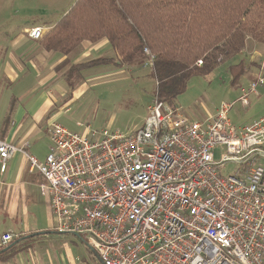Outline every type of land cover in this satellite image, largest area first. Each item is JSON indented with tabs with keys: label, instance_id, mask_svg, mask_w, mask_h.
<instances>
[{
	"label": "built area",
	"instance_id": "2783aa9c",
	"mask_svg": "<svg viewBox=\"0 0 264 264\" xmlns=\"http://www.w3.org/2000/svg\"><path fill=\"white\" fill-rule=\"evenodd\" d=\"M27 36L41 40L44 29ZM144 54L152 67L154 56ZM259 87L263 64L241 102ZM232 106L191 120L154 96L142 125L127 134L52 124L44 161L23 154L43 179L55 232L78 235L100 264H264V169L256 162L264 115L237 128ZM17 152L0 140L1 173ZM228 162L240 167L223 176ZM14 240L3 234L0 248Z\"/></svg>",
	"mask_w": 264,
	"mask_h": 264
},
{
	"label": "crops",
	"instance_id": "0c3cea01",
	"mask_svg": "<svg viewBox=\"0 0 264 264\" xmlns=\"http://www.w3.org/2000/svg\"><path fill=\"white\" fill-rule=\"evenodd\" d=\"M76 1L69 0L58 12L56 4L35 10L24 3L16 5L19 4L17 0H0V140L22 150L8 160L5 172H0V237L8 233L15 239H27L26 250L0 260V264H100L79 237L55 232L58 219L50 211L47 195L42 194L43 179L38 173L29 172L25 156L43 162L51 146L50 126L70 115V105L82 95L87 85L97 82L96 79L103 75H118L130 69L113 64L85 68L77 73L69 86L66 73L70 67L114 56L108 41L83 42L71 53L63 55L45 50L41 45L43 38L33 41L27 36V31L36 27L44 29L45 36ZM11 2L12 8L18 11H10ZM247 49L252 50L251 57L243 59L250 63L246 66L242 62L245 73L231 84L232 88H238L237 96L227 102L233 103L231 109L238 102L246 112L253 113L249 122L238 128L264 115V87L257 89V95H247L246 104L241 102L260 66L264 65V47L250 44ZM245 51L238 56L242 57ZM243 78H247L246 85L239 82ZM219 107L209 116L215 115ZM145 117L134 129L142 125ZM75 125L82 128L79 123ZM90 129L101 128L88 125L78 134Z\"/></svg>",
	"mask_w": 264,
	"mask_h": 264
},
{
	"label": "trees",
	"instance_id": "16d2710c",
	"mask_svg": "<svg viewBox=\"0 0 264 264\" xmlns=\"http://www.w3.org/2000/svg\"><path fill=\"white\" fill-rule=\"evenodd\" d=\"M101 39L114 56L70 67L69 86L85 68L142 64L146 49L154 56V96L172 105L193 76L209 74L250 43L264 47V0H77L41 45L67 55L83 42ZM229 70L231 84L245 73L241 62ZM26 240L17 238L10 248H0V260L26 250Z\"/></svg>",
	"mask_w": 264,
	"mask_h": 264
},
{
	"label": "rangeland",
	"instance_id": "374dc122",
	"mask_svg": "<svg viewBox=\"0 0 264 264\" xmlns=\"http://www.w3.org/2000/svg\"><path fill=\"white\" fill-rule=\"evenodd\" d=\"M17 1L19 4L16 5L24 3L27 7H32L35 10H40L45 5L53 7L56 4L58 12L63 10L69 2V0ZM12 4L11 2L10 11H18L17 8H12ZM22 11L23 9H21ZM251 53L252 50L246 47L242 57L237 55L207 75H196L190 78L185 91L177 96L172 106L180 109L191 120H203L209 117V114H213L220 104L233 101L237 96L238 88L231 86L229 69L232 65L240 62L248 66L250 61H244V59L251 57ZM144 63L126 69V73L103 75L96 79L97 82L86 84L87 89H84L79 97L82 100H77L79 99L77 98L75 103L70 105V115H65L58 123L72 133H80L83 127L88 125L91 128H113V130L124 133L132 131L139 126L146 115L156 90V82L151 76V67L144 66ZM239 82L246 85L247 78H243V81ZM252 114V112H246L240 103L236 102L228 117L231 123L237 127L249 122ZM76 123L81 124L82 128L77 127ZM220 152V149L215 151V161L219 160ZM256 162L264 169V156L256 157ZM239 167L240 165L237 163L228 162L224 165L222 175H232Z\"/></svg>",
	"mask_w": 264,
	"mask_h": 264
},
{
	"label": "water",
	"instance_id": "95a60500",
	"mask_svg": "<svg viewBox=\"0 0 264 264\" xmlns=\"http://www.w3.org/2000/svg\"><path fill=\"white\" fill-rule=\"evenodd\" d=\"M75 236L79 237V236H78V235H76V234H75ZM14 244H16V242H15V243H13V244H11V245H9V246H7V247H6V249L10 248V247H11V246H13Z\"/></svg>",
	"mask_w": 264,
	"mask_h": 264
}]
</instances>
